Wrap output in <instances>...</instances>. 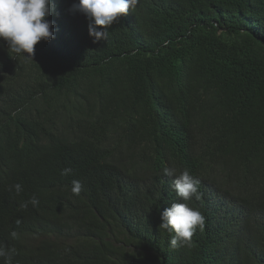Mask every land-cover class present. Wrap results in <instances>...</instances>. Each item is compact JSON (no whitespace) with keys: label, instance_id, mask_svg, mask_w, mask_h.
Masks as SVG:
<instances>
[{"label":"trees","instance_id":"16d2710c","mask_svg":"<svg viewBox=\"0 0 264 264\" xmlns=\"http://www.w3.org/2000/svg\"><path fill=\"white\" fill-rule=\"evenodd\" d=\"M51 3L33 61L0 39L11 264H264V0H139L99 42L79 0ZM165 168L202 199L179 198ZM181 203L205 229L173 250L158 226Z\"/></svg>","mask_w":264,"mask_h":264},{"label":"clouds","instance_id":"9594fccd","mask_svg":"<svg viewBox=\"0 0 264 264\" xmlns=\"http://www.w3.org/2000/svg\"><path fill=\"white\" fill-rule=\"evenodd\" d=\"M139 0H79L78 5H73L71 12H79L94 22L89 25V35L94 42L106 41L109 35L108 29L121 17H126L130 10H134ZM54 6L51 0H0V39L9 45V51L17 56L24 55L26 59L33 61L35 47L43 40L53 39L50 31L51 25L46 18L51 15ZM102 29L103 31H97ZM72 174L71 169H65L61 175ZM164 176L172 178L173 188L177 196L184 201H190L193 197L197 201L202 199L199 193L200 181L194 179L188 171L176 175L175 169H164ZM16 193L21 192V186L15 185ZM82 185L78 181L72 182V193L79 196ZM34 207L39 201L33 197L29 201ZM27 207V205H23ZM161 223L158 230H171L174 233L169 241L171 249L178 247H193V237L196 230L201 232L205 229V217L199 212L190 209L186 204H173L161 214ZM20 221H17L19 226ZM12 238L0 243V258L5 259V264H11V258L15 249L6 250L14 245Z\"/></svg>","mask_w":264,"mask_h":264}]
</instances>
